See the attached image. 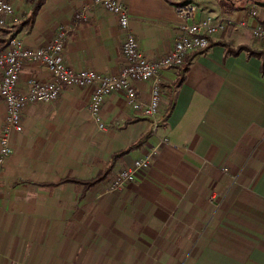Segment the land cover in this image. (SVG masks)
<instances>
[{
    "label": "crops",
    "instance_id": "0c3cea01",
    "mask_svg": "<svg viewBox=\"0 0 264 264\" xmlns=\"http://www.w3.org/2000/svg\"><path fill=\"white\" fill-rule=\"evenodd\" d=\"M11 1L16 18L0 29V50L11 37L39 47L63 27L67 66L103 74L123 67L116 14L92 5L78 16L92 0H44L22 24L28 6ZM121 1L151 60L172 49L182 21L177 4L192 1L196 17L225 13L248 26L212 35L186 64L162 71L155 130L121 91L102 102L99 128L88 108L93 85L64 86L55 100L27 103L22 130L11 134L12 151L0 167V264H45V255L52 264H77L76 249L62 260L59 248H44L45 239L53 248L67 239V222L83 247L89 242L84 264H264V40L249 28L264 22V8L257 0ZM30 77L48 80L50 72L25 61L21 91ZM133 84L147 100L151 81ZM4 116L0 98V128ZM153 148L150 165L133 181L107 190L119 170ZM64 177L96 181L59 182Z\"/></svg>",
    "mask_w": 264,
    "mask_h": 264
},
{
    "label": "built area",
    "instance_id": "2783aa9c",
    "mask_svg": "<svg viewBox=\"0 0 264 264\" xmlns=\"http://www.w3.org/2000/svg\"><path fill=\"white\" fill-rule=\"evenodd\" d=\"M92 5H99L116 14L120 29L124 32L121 52L124 59L123 67L118 73L103 74L94 70L82 68L74 70L64 62L62 49L67 28H59L52 39L39 47H27L18 37H11L5 47L0 50V98L5 104V116L0 128V167L11 153L10 138L13 132L22 130L21 110L29 102L55 100L64 86L93 85L88 108L93 120L99 128H104L100 119V107L105 97L114 92L124 93L126 102L133 109L151 120V129L159 124V106L161 97L162 71L183 64L186 56L197 49L205 48L212 35L229 27L248 26L243 19L231 17L225 13H205L195 16L196 5L186 1L176 5V10L182 21L178 25L172 49L165 55L151 60L138 47L134 32L129 27L128 7L121 0H92L80 11L78 16H84V11ZM14 8L11 0H0V27L11 22ZM257 7L250 9L251 15H256ZM254 37L264 40V22L257 21L250 27ZM25 61L41 63L50 72L46 81L30 77L26 80L27 90L17 87L19 73ZM134 80H150V94L147 100L137 95ZM155 149L135 158L131 165L121 169L111 180L108 191H114L136 177V172L147 168L151 163ZM211 194L209 200L212 201Z\"/></svg>",
    "mask_w": 264,
    "mask_h": 264
},
{
    "label": "rangeland",
    "instance_id": "374dc122",
    "mask_svg": "<svg viewBox=\"0 0 264 264\" xmlns=\"http://www.w3.org/2000/svg\"><path fill=\"white\" fill-rule=\"evenodd\" d=\"M28 12H29V8H28ZM28 14V13H27ZM27 14L25 13L24 14V17H22V19L20 20L19 19V21H22V20H24L26 17H27ZM20 15V14H19ZM227 15H229V14H227ZM230 16V15H229ZM232 17V16H231ZM14 18H16L15 16H14ZM13 18V19H14ZM19 23V22H18ZM7 26V25H6ZM1 36H4V34L2 35L1 34ZM5 37V36H4ZM6 38V37H5ZM42 81H46V80H42ZM67 210V209H66ZM71 225V223H66V230L64 229V232H65V234H66V238L67 239H61L60 241H59V245L58 246H56V243H55V247L53 248V240H50V239H45L44 240V248L46 249V253H47V250L49 251V250H51V251H55V249H57V248H59L60 249V253H61V255H62V260H63V256H65V255H67L70 251V254L69 255H72V253L74 252V250L76 249L77 250V257L75 258V260H76V263L77 264H84V262H81V259H84V258H81V256L83 257V255H81L82 253L81 252H85L86 250H88L89 249V247H88V244H89V242H87V247H83V243L82 242H84L80 237H78V235H77V233H78V230L76 231V230H74V231H76L74 234H70L69 233V226ZM61 226H63L62 224H61ZM71 228H72V225H71ZM52 233H53V229L52 228H46V231H45V235H46V237L47 238H50L51 236H52ZM83 233V231H81L80 232V234H82ZM71 243H73V246H74V248L72 247V246H70V244ZM71 247V248H70ZM73 249V250H72ZM80 254V255H79ZM48 259H49V257H48V255H45L44 256V261H45V264H52V261H51V263H49L48 262ZM64 264H67V263H64Z\"/></svg>",
    "mask_w": 264,
    "mask_h": 264
},
{
    "label": "trees",
    "instance_id": "16d2710c",
    "mask_svg": "<svg viewBox=\"0 0 264 264\" xmlns=\"http://www.w3.org/2000/svg\"><path fill=\"white\" fill-rule=\"evenodd\" d=\"M44 2V0H24V3L28 6V8H29V12H28V14H27V17L24 19V21H22L21 23L23 24V23H26V22H30L33 18H34V16H35V14H36V12L38 11V9L40 8V6H41V4ZM21 24V25H22ZM0 29L1 30H6V28L5 27H0ZM9 39V38H8ZM8 41V40H7ZM5 40H3V43H2V48L5 46ZM187 57V56H186ZM186 58H185V60H184V62H183V64H186ZM186 65L184 66V69L186 70ZM135 144V143H134ZM134 144H131L128 148H126L125 150H122V151H119V152H117V154H114V156H117V155H119V154H122V153H124L126 150H128L129 148H131ZM65 181H73V182H77V183H81V184H83V185H85V186H88V185H90V184H92L93 182H95L96 181V179L94 178V179H91V180H83V179H76V178H73V177H64V178H62L59 182H65ZM39 185H47V184H50V183H47V182H41V183H38Z\"/></svg>",
    "mask_w": 264,
    "mask_h": 264
},
{
    "label": "water",
    "instance_id": "95a60500",
    "mask_svg": "<svg viewBox=\"0 0 264 264\" xmlns=\"http://www.w3.org/2000/svg\"><path fill=\"white\" fill-rule=\"evenodd\" d=\"M255 4L264 8V0H257L255 1Z\"/></svg>",
    "mask_w": 264,
    "mask_h": 264
},
{
    "label": "flooded vegetation",
    "instance_id": "af4514ba",
    "mask_svg": "<svg viewBox=\"0 0 264 264\" xmlns=\"http://www.w3.org/2000/svg\"><path fill=\"white\" fill-rule=\"evenodd\" d=\"M190 2H192V1H190Z\"/></svg>",
    "mask_w": 264,
    "mask_h": 264
}]
</instances>
